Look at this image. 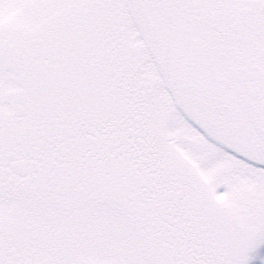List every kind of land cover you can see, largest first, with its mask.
<instances>
[{"label": "snow or ice", "instance_id": "obj_1", "mask_svg": "<svg viewBox=\"0 0 264 264\" xmlns=\"http://www.w3.org/2000/svg\"><path fill=\"white\" fill-rule=\"evenodd\" d=\"M0 264H264V0H0Z\"/></svg>", "mask_w": 264, "mask_h": 264}]
</instances>
